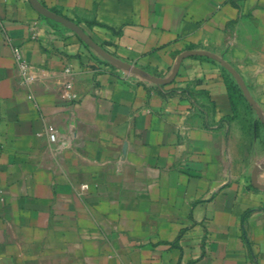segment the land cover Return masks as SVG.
Listing matches in <instances>:
<instances>
[{"label": "crops", "instance_id": "1", "mask_svg": "<svg viewBox=\"0 0 264 264\" xmlns=\"http://www.w3.org/2000/svg\"><path fill=\"white\" fill-rule=\"evenodd\" d=\"M0 264H264V0H0Z\"/></svg>", "mask_w": 264, "mask_h": 264}, {"label": "built area", "instance_id": "2", "mask_svg": "<svg viewBox=\"0 0 264 264\" xmlns=\"http://www.w3.org/2000/svg\"><path fill=\"white\" fill-rule=\"evenodd\" d=\"M17 60L19 62L20 68L25 71L27 64L25 61L22 60V57L20 55L19 52H17ZM66 71H70L69 69H67ZM66 88L68 89V97L71 99H75L77 98V94L75 92L72 91V84L71 83H67L66 84ZM47 130L49 132V138L51 141H56V128L53 125H49L47 127Z\"/></svg>", "mask_w": 264, "mask_h": 264}]
</instances>
